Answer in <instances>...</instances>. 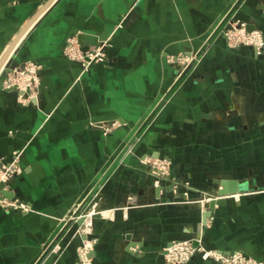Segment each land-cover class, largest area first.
Masks as SVG:
<instances>
[{
	"label": "crops",
	"instance_id": "0c3cea01",
	"mask_svg": "<svg viewBox=\"0 0 264 264\" xmlns=\"http://www.w3.org/2000/svg\"><path fill=\"white\" fill-rule=\"evenodd\" d=\"M46 1L0 0V57ZM229 21L264 37V0L52 1L10 54L40 65L38 98L0 76V163L20 169L0 264H77L90 238L91 264H170L164 248L185 239L264 259V48L229 47ZM73 34L106 42L85 72L63 55ZM180 54L196 56L183 72ZM229 180L245 189L203 222L199 202ZM97 195L92 234H77Z\"/></svg>",
	"mask_w": 264,
	"mask_h": 264
},
{
	"label": "built area",
	"instance_id": "2783aa9c",
	"mask_svg": "<svg viewBox=\"0 0 264 264\" xmlns=\"http://www.w3.org/2000/svg\"><path fill=\"white\" fill-rule=\"evenodd\" d=\"M227 45L229 47L236 46H251L255 49L257 54H260L264 48V38L259 29L247 30L244 23L239 21H229L228 28L222 31ZM106 42H102L100 46L94 50L83 52L80 48L76 35H70L66 38L63 55L70 61H76L81 64L82 72L88 70L90 65L103 57V49ZM205 52V51H204ZM203 52V53H204ZM196 59L195 55L180 54L170 57V62H175L179 65L180 71H185L188 65ZM40 65L34 61H24L23 63L10 66V70L3 74L2 85L4 88L15 87L19 96L28 91L27 98L37 99L40 86ZM112 123V127H113ZM111 127L105 128L107 133ZM152 168L160 170L163 173L164 163L152 161ZM20 172L17 165V157L8 164L0 163V181L9 182L15 175ZM0 207H17L13 202L0 198ZM93 211L90 209L83 212L80 217H83L82 227L80 228L84 235L92 234V216ZM79 231V230H78ZM80 231V232H81ZM196 240V239H195ZM197 244L193 243V239L175 240L164 248V256L170 264H185L190 261L194 256H199L201 259H213L220 264H264V259H255L246 256L239 251L223 254L214 249H206L200 243L199 239L196 240ZM95 242L94 238L85 239L82 246L77 251V264H91L90 251Z\"/></svg>",
	"mask_w": 264,
	"mask_h": 264
},
{
	"label": "water",
	"instance_id": "95a60500",
	"mask_svg": "<svg viewBox=\"0 0 264 264\" xmlns=\"http://www.w3.org/2000/svg\"><path fill=\"white\" fill-rule=\"evenodd\" d=\"M53 0H47L40 9L27 21V23L20 29V31L17 33V35L14 37V39L11 41L9 46L6 48V50L2 53L0 57V76L4 74L5 72H8L10 70L11 66V52L16 46L17 42L20 40V38L25 34V32L31 27V25L35 22V20L39 17V15L52 3ZM78 39V38H77ZM79 42V39H78ZM80 44V43H79ZM81 50L83 52L89 51L87 45L81 44ZM11 89L15 90V87H12ZM24 97L27 98L28 91L23 93ZM145 164V163H144ZM142 165V167L147 169L156 170L155 168H152L150 165ZM9 182H3L0 181V198H8L12 199L14 197V193L12 191V188L9 186ZM7 187H10L7 189ZM244 186L242 181H235V180H229L227 182H222L218 184V188L214 192H209L205 197L206 201L199 202V206L202 207L203 213H202V221L204 222L207 217L211 215V212L213 211V208L216 204H223L225 202L224 196L231 195L237 192H240L244 190ZM99 195L94 197L90 204L88 205V208L85 209L84 212H87L90 207L96 203L99 200ZM97 214H93V217H96ZM83 221V217H79L78 223H81ZM193 243L196 245L197 241L193 240Z\"/></svg>",
	"mask_w": 264,
	"mask_h": 264
},
{
	"label": "rangeland",
	"instance_id": "374dc122",
	"mask_svg": "<svg viewBox=\"0 0 264 264\" xmlns=\"http://www.w3.org/2000/svg\"><path fill=\"white\" fill-rule=\"evenodd\" d=\"M261 31V30H260ZM262 32V31H261ZM262 35H263V33H262ZM264 38V37H263ZM240 46H242V45H240ZM236 47H238V46H236ZM248 47H251V46H248ZM231 48H234V47H231ZM253 48V47H252ZM16 90V89H15ZM114 125H115V123H113ZM90 211H92V210H90ZM81 231V229H79V231L77 232V234H79V233H82V231ZM82 245H79L78 247H77V250L76 251H78V249L81 247Z\"/></svg>",
	"mask_w": 264,
	"mask_h": 264
},
{
	"label": "bare ground",
	"instance_id": "6f19581e",
	"mask_svg": "<svg viewBox=\"0 0 264 264\" xmlns=\"http://www.w3.org/2000/svg\"><path fill=\"white\" fill-rule=\"evenodd\" d=\"M93 213H94V211H93Z\"/></svg>",
	"mask_w": 264,
	"mask_h": 264
}]
</instances>
